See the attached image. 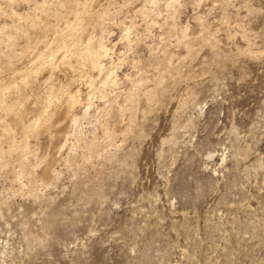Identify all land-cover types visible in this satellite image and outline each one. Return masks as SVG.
<instances>
[{
    "label": "rangeland",
    "instance_id": "374dc122",
    "mask_svg": "<svg viewBox=\"0 0 264 264\" xmlns=\"http://www.w3.org/2000/svg\"><path fill=\"white\" fill-rule=\"evenodd\" d=\"M23 3L0 2L6 66H18L11 11ZM140 5L111 6L112 19L141 22L128 41L108 21L116 87L96 80L103 109L76 129L52 116L70 135L61 151H49L46 132L3 139L0 127V264H264V0H158L145 16ZM126 93L135 104L119 131ZM26 110V121L37 112ZM11 136L28 147L12 152Z\"/></svg>",
    "mask_w": 264,
    "mask_h": 264
},
{
    "label": "bare ground",
    "instance_id": "6f19581e",
    "mask_svg": "<svg viewBox=\"0 0 264 264\" xmlns=\"http://www.w3.org/2000/svg\"><path fill=\"white\" fill-rule=\"evenodd\" d=\"M3 1L6 2L8 0H3ZM131 1L132 0H123V3H125L127 5ZM164 1H166V5H164V6L168 5V6H172V7L177 6L180 2V0H164ZM23 2H24L23 5L25 4L26 6L21 8L22 11H19V12H17L18 10L17 11H14V10L11 11V13H13L11 15H15L17 17V23L14 24V27L20 33V35L19 34L18 35L21 37V42H19L16 46V52L15 53L13 52L14 55L17 57L16 58L17 59L16 64H18V66L15 67L14 66L15 63L13 64L12 61H10V63L8 62V65L6 66L3 63L4 60L1 59L2 56L0 57V127L2 130V134H3L2 136H3V139H4V136L9 137L12 133H14V130L17 128L20 129L23 133L27 132V133L34 134V133H38L39 131H41V133L46 132L48 134V136H47L48 140H46V141L48 142L47 144H49L48 145L49 151L54 150L57 153V150L61 151V149L68 142L67 140L70 138L69 137L70 135H69V133L65 132L67 130L64 131V129H62L63 130V132H62V130L60 131V130H58V128H56V129L52 128V126H51L53 123V122H51L52 116H56L58 119V121H56V122H59L61 124L65 123L67 120H70L71 121L70 124H72L73 127L76 129L77 126H79L80 119L84 115L89 114V110L91 107H96L97 110L100 108V107H98V105L96 106L93 103V98L95 96L94 95L95 94L94 83L97 82L98 80H99V82L101 81V83H103V84L108 83V84H112L113 86L116 83V78L114 76V70L115 69L111 68L110 66H109L110 68H106L105 66L107 64L105 65V63H107V62H104V60L110 59V62L112 60L111 54L113 52H112L111 47L109 46V44L111 42L109 36L111 35V33H113V31L107 28L108 27L107 23H109L108 21L110 19H112L110 17V15L114 11L113 10L111 12V6L115 7L116 3L118 5V0H23ZM156 3H158V0H141L140 7L139 8L137 7L138 9L136 8L137 10L136 9L135 10H136V12L138 11L139 13L140 12L144 13L143 15L145 16L147 14L146 11L150 10L147 7H149V5H153ZM3 4H4L3 6H6L5 3H3ZM9 4L11 7V4H13V3L11 2ZM1 5H2V3H1ZM119 5L122 6V4H120V3H119ZM7 6H8V3H7ZM1 7L2 6H0V9H1ZM116 7H119V6H116ZM4 8L6 9V7H4ZM9 8H8V10H9ZM121 9L122 8H120V10ZM153 9H151V10L154 11ZM118 10H119V8H118ZM2 11L4 12V10H2ZM122 11H124V10H122ZM118 12H120V11H118ZM114 13H116V12H114ZM128 13H129V11H128ZM171 14H175V13L172 12ZM2 15H3V13H2ZM7 15H6V17H7ZM130 15H133V14H130ZM134 16H136V15H134ZM128 17L130 18V16H128ZM171 17H173V15ZM144 18H146V17H144ZM123 19H126V18L123 17ZM123 19H122V21H120L119 18L117 19L116 17H114V19L110 20V22L112 23V25H114V24H116V26L118 25L122 31L120 33L122 34L123 37H125L123 39L127 38L129 41L131 31H133V30L135 31V29H137L136 27H137V25H139V22H141V20L139 22H136L133 18L128 19V20H123ZM174 19H175V17H174ZM142 21H144V20H142ZM184 25H186V24H184ZM179 27H177V28H179ZM181 27L183 29V26H181ZM2 28H5V26H3ZM95 31H97V33ZM8 36L10 37L11 35H8ZM119 36H121V35H119ZM244 37H245V35H244ZM176 38H177V40L179 39L178 36ZM134 39H135V37H134ZM246 39L250 40L248 38H246ZM16 40H18V39L16 38ZM132 42H134V41L132 40ZM249 42L251 43V41H249ZM126 43H128V42H126ZM5 45H7V44H5ZM246 45H248V44H246ZM250 53H251V51H250ZM163 56H162V58H163ZM165 56H167V55H165ZM169 56H170V54H169ZM167 59H168V57L165 60H167ZM113 60H115V59H113ZM5 61H9V60H5ZM172 62H174V61H172ZM165 63H166V61H165ZM113 65H115V64H113ZM112 67H114V66H112ZM98 84L99 83H97L96 85H98ZM83 85L87 86V88H86L87 90H84V91L82 90ZM13 86L15 88V89L13 88L15 91H12L13 89L11 87H13ZM112 87H110V88H112ZM115 87H116V85H115ZM134 89H136V88H134ZM109 91H111V90H109ZM126 91H130V90L127 89ZM146 91L147 90H145V92ZM156 92H157V90H156ZM115 93H116V91H115ZM122 93H124V90L122 91ZM111 95H112V93H111ZM120 95H121V93H120ZM123 96H124L123 97L124 99L122 98L123 101H121L120 103L118 102L119 103L118 110L120 109V113H119L120 115L119 116L122 118L121 122L123 121L117 127V130H119V131L124 129L127 125L126 122L131 119L132 111L134 108L133 106L135 104L132 93H126L125 95L123 94ZM140 96L143 97L144 93H143V95H140ZM100 97H101V95H100ZM8 98H13L14 101L11 100L12 102L8 103V100H7ZM117 99H119V98L117 97ZM136 99H138V98H136ZM102 100H104V98ZM139 103H141V102H139ZM105 104H106V102H105ZM136 106H137V104H136ZM77 107H79L81 114L76 112ZM25 109H27L26 111H28V112H30L33 109H37V112L35 114H32L29 117V119L26 121L22 115L23 114L22 110L25 111ZM102 109L103 108H100L99 111H101ZM134 110H136V109H134ZM103 111H105V110H103ZM92 112H94V111H92ZM105 113H107V112H105ZM54 123H55V121H54ZM109 129H111V128H107L105 130L111 131ZM126 131H128V130H126ZM111 132H108V134ZM2 136H0V137H2ZM44 136H45V134H44ZM31 139H32V137H31ZM44 139H46V138L44 137ZM95 140L93 139L92 143L95 142ZM97 140H98V137H97ZM0 144H1V142H0ZM6 144H8V143H6ZM9 144H8L9 145L8 148L10 150L14 149V150H12V152H13V151H16V149H18V148L22 149V150L26 149L28 147L29 143L27 144L26 141L18 140L16 137L11 136ZM35 144H37V142ZM88 146H90V145H88ZM92 146H90V147H92ZM0 147H2V146H0ZM35 147H36V145H35ZM2 148H0L1 151H3ZM6 148H7V146H6ZM25 151L26 150H24V153H28L29 151H33V149H31L27 152H25ZM88 151H89V149H88ZM4 152H6V150ZM47 152H48V149H47ZM1 153H3V152H1ZM34 153H35V151H33V154ZM56 153H54V154H56ZM29 154H32V153L29 152ZM33 154H32V156L34 158H37V156H36L37 154L35 153L36 157ZM52 154L49 153L47 155H50V157H51ZM54 154L52 156H54ZM7 155H9V154H7ZM23 155H25V154H23ZM10 156H11V154H10ZM5 157H7V156H5ZM22 157H21V159H22ZM25 157H27V156L25 155ZM54 157H53V159H51L52 157L50 159H48L43 164V166L41 165L42 167H41V170L39 172L40 174L38 176V179H41L43 182H45V185H47L46 183L52 182V179L55 176V174H54V169H55L54 168L55 167L54 166V162H55ZM17 160H18V158H17ZM42 160H44V159L41 158L40 161H42ZM18 163H19V161L17 162V164ZM15 164L13 163L12 165H15ZM15 166L19 167L17 165H15ZM22 170L26 171V169H22ZM22 170H18V172H20ZM57 172L58 171H56V173ZM16 174H17V171H16ZM35 177H37L36 174H35ZM35 177H34V180H35Z\"/></svg>",
    "mask_w": 264,
    "mask_h": 264
}]
</instances>
